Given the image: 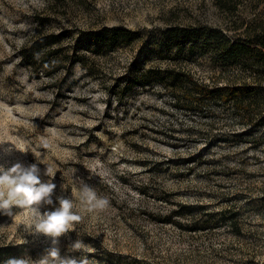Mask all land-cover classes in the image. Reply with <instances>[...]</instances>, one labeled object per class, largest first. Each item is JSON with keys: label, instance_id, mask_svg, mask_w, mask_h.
<instances>
[{"label": "rangeland", "instance_id": "obj_1", "mask_svg": "<svg viewBox=\"0 0 264 264\" xmlns=\"http://www.w3.org/2000/svg\"><path fill=\"white\" fill-rule=\"evenodd\" d=\"M113 26L140 37L85 52L89 36ZM173 27L198 36L177 35L160 46ZM262 32L264 0H0V140L6 142L0 164L54 169V203L41 210L66 196L84 217L58 239L61 257L87 256L90 264H264V139L252 145L235 134L247 128L251 136L264 134L255 106L264 103V67L220 53L221 44L247 43ZM50 33L63 37L38 48ZM36 48L49 68L22 53ZM129 67L134 73L171 68L211 87L240 86L250 92L243 97L249 107L208 99L183 109L178 91L155 80L124 87L119 78ZM11 144L28 152L13 148L3 156ZM80 179L109 200L105 210H81ZM229 210L238 212L240 233L216 221ZM77 240L95 251H73ZM53 246L0 213V248L8 250L2 264L39 260Z\"/></svg>", "mask_w": 264, "mask_h": 264}, {"label": "trees", "instance_id": "obj_2", "mask_svg": "<svg viewBox=\"0 0 264 264\" xmlns=\"http://www.w3.org/2000/svg\"><path fill=\"white\" fill-rule=\"evenodd\" d=\"M94 34V33H93ZM88 37L87 44H84L86 53L90 52L94 55L102 51V48L112 49L121 46H125L128 43H131L137 40L140 37V33L137 30L123 28L118 26H113L111 28L105 27L102 32L96 33ZM179 35L180 37L187 39L189 36L197 37V31H190L186 28H182L181 30H177L176 28H169L166 32H164L163 40H159L160 46L162 45H172L174 38ZM63 34H53L43 36L42 40L37 41L38 48L51 46L53 43H57ZM157 43V42H156ZM36 48V51L33 49H29L30 51L22 52L25 57L29 59L34 65L41 68H49L50 63L47 59L48 56H45L46 53L41 51V49ZM162 51V49H158ZM55 52H52L54 55ZM80 53V61L82 62L85 58L83 54ZM220 53L222 56L229 60L230 62L235 63L240 58L244 57L247 59L253 58L258 61L264 67V32L260 34H256L253 36V40H250L247 43H230L226 42L225 44L220 45ZM139 71V72H138ZM136 73L130 69V67L126 70V72L121 75L119 80L124 81V87L129 88L133 83L144 84L152 83L155 80L157 83L162 84L163 86H170V88L174 89V94L178 91V94L181 95V99L184 102L183 109L191 110L192 106H202L203 103L208 99H220L224 102H231L235 104L236 109H248L249 104H244V96H248L250 92H245L242 90L240 86H230V85H221L216 87H211L208 84L200 83L196 81L191 74H187L186 72L172 70L171 68L164 69H153V68H140ZM178 101V100H177ZM257 108V123L258 125H264V103L259 105L256 103ZM195 108V107H194ZM263 108V109H262ZM199 111L201 109L199 108ZM247 113V112H246ZM247 115V121H250V114ZM252 129L247 128L242 131L235 132L236 135L243 137L246 141H250V143L257 144L258 142L264 139V134L258 133L259 135L251 136L250 133ZM238 212L229 210L220 212L217 217V223L227 222L231 227L234 233H240L241 231V222L237 217ZM206 222V221H205ZM195 228V227H194ZM193 228V229H194ZM8 251L7 249L3 250ZM2 248H0V264H2Z\"/></svg>", "mask_w": 264, "mask_h": 264}, {"label": "clouds", "instance_id": "obj_3", "mask_svg": "<svg viewBox=\"0 0 264 264\" xmlns=\"http://www.w3.org/2000/svg\"><path fill=\"white\" fill-rule=\"evenodd\" d=\"M6 142L0 140V147ZM3 150L2 155H9L13 148L20 152H28L26 148L17 149L14 145ZM101 174L108 175L103 165L98 162ZM55 171L51 166L46 167L44 172L37 164L23 165L19 162L13 163L10 167L0 164V213L9 216L17 227L23 226V231L33 236H45L51 239L54 245L48 254L36 261L28 258H10L5 264H90L87 256L79 259L74 257H61L58 247L55 245L61 236L76 229V225L82 223L84 217L74 209L76 204L70 197L58 196L56 200L58 207L53 210H44V206L53 205V196L57 185L52 182ZM42 175L50 177L43 180ZM79 179V178H78ZM80 203L82 211L97 212L103 211L109 206L106 197H100L92 186L79 181ZM13 209H19L23 215L14 213ZM24 241L21 240V243ZM73 251L93 252L95 249L86 245L81 240L75 241L71 245Z\"/></svg>", "mask_w": 264, "mask_h": 264}]
</instances>
